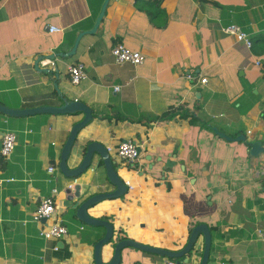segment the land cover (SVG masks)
Returning <instances> with one entry per match:
<instances>
[{
	"label": "crops",
	"instance_id": "0c3cea01",
	"mask_svg": "<svg viewBox=\"0 0 264 264\" xmlns=\"http://www.w3.org/2000/svg\"><path fill=\"white\" fill-rule=\"evenodd\" d=\"M104 2L0 0V103L20 109L61 105L64 97L88 105L93 119L77 135L70 168L87 141L102 142L112 157L120 141L137 140L135 166L114 163L132 190L88 209L111 217L114 240L179 250L195 219L216 228L208 264H264V151L248 156V142L260 140L264 148V72L253 64L264 56V0H109L96 31L80 38L73 55L60 56L93 27ZM233 22L253 40L250 49L222 32ZM52 26L61 30L50 32ZM116 43L138 50L143 61L117 64L110 53ZM44 58L54 68L42 66ZM77 60L87 78L72 85L67 70ZM82 118L0 113V147L1 132L16 136L9 159L0 156V264H95L93 245L104 228L66 214L74 189L67 193L71 178L59 170L64 140ZM213 127L246 140L229 141ZM93 164L78 176L80 201L113 190L104 167ZM50 195L68 233L45 240L40 230L48 222L37 224L31 214ZM201 246L199 238L194 248ZM112 248H103V261ZM123 255L120 264L164 261L132 248ZM186 257L200 262L195 251Z\"/></svg>",
	"mask_w": 264,
	"mask_h": 264
},
{
	"label": "water",
	"instance_id": "95a60500",
	"mask_svg": "<svg viewBox=\"0 0 264 264\" xmlns=\"http://www.w3.org/2000/svg\"><path fill=\"white\" fill-rule=\"evenodd\" d=\"M109 0H105L104 4L100 12L98 13L97 17L95 18L96 21L91 29L81 31L73 43L72 48L67 51L66 53H58L60 56H71L76 52V48L80 38L85 34H92L98 28L100 22L102 21V17L105 12L106 5L108 4ZM55 55H51L54 57ZM39 58L34 62L35 68L39 67L38 62ZM44 70V69H39ZM63 104L61 105H42L37 107H25V108H10L4 106L0 103V113L10 117H20V116H27L33 115L37 113H52V114H73L77 112L83 113V118L76 122L70 129L66 140H64V144L62 146L60 152V159H59V170L65 177H78L82 173L86 172L87 169L91 166L90 164L94 163L95 156L97 159L95 160L96 167L102 165L105 169L106 179L108 183L113 187L112 191H103L97 192L86 199L80 201V185H75L74 192L67 196L66 206L68 209L72 210L76 218L85 225L95 226V227H103L104 234L102 238H100L94 245H93V258L95 264H120L124 258L123 250L125 248H132L136 250H140L146 253H150L153 255H157L159 257H168L178 261H183L187 263L188 257H186L191 251L192 248L195 247L196 242L199 238H202V250L200 254V262L199 264H208L209 255L211 250V243H212V235H210V230L208 225L205 223H198L194 225L190 232L187 239L186 244L179 250H171L167 248H160L153 245H149L146 243H142L140 241H135L131 238L120 237L117 240H114V227L113 224L106 219L96 218L91 216L88 213V209L97 203L104 201V200H111L113 198H119L127 194L128 188L125 186L124 181L122 180L121 176L119 175L117 168L111 158L110 153L107 151L106 145L98 140L87 141V143L82 144L79 148L78 153L81 156V160L77 166L70 168L68 166V159L73 154V148L75 145V140L77 135L81 129H83L88 123L91 122L93 119L92 109L86 105L85 103L78 101V100H70L68 101L66 98H61ZM214 133L218 136L225 138L229 141L237 140V141H245L246 137L242 134L236 135L233 138L229 137L228 135L219 132L216 127L212 128ZM4 132H1V136H3ZM248 156L257 157L259 153L264 151L262 146V142L260 140L248 142ZM139 152L141 148L139 147ZM166 168L169 167L171 164L168 160L165 161ZM94 169V168H93ZM69 193V190H67ZM207 199L209 200L210 197L208 196ZM46 219H42V222H45ZM107 244H112V255L108 262L103 261L102 254L103 248ZM199 247V248H201Z\"/></svg>",
	"mask_w": 264,
	"mask_h": 264
},
{
	"label": "built area",
	"instance_id": "2783aa9c",
	"mask_svg": "<svg viewBox=\"0 0 264 264\" xmlns=\"http://www.w3.org/2000/svg\"><path fill=\"white\" fill-rule=\"evenodd\" d=\"M61 29L55 26L49 28L50 32L53 31H60ZM222 32L227 35H232L235 40L241 42L245 45L246 48L250 49L253 46V40H251L248 33H246L238 24L230 23V25L222 28ZM110 53L114 57V60L117 64L129 63L131 65L139 64L143 61V55L138 50H131L127 46L122 43L114 44L111 49ZM42 66H51L54 68L55 62L51 59L44 58L40 61ZM254 66L258 67L262 72H264V56H260L255 58L253 62ZM68 75L69 81L72 85H78L82 82V80L87 78L86 68L83 62L77 60L74 61L68 67ZM189 79L192 78L190 73L187 74ZM201 83H205L206 79H200ZM114 90H118L119 86H114ZM16 136L15 133L12 131L4 132L1 140V147H0V156L1 159H9L14 146H15ZM140 144L137 140H123L120 141L114 151V155H112L113 162H117L124 167H134L136 160L140 154L139 148ZM107 151L110 153V148H107ZM111 155V153H110ZM93 169V168H92ZM54 171L53 166L48 167V172L52 173ZM6 180H11L7 178ZM79 183L78 177H72L69 182L66 184L67 190L71 191L74 189L75 185ZM125 186L128 188L127 191L132 190V185L127 181L124 180ZM1 186V182H0ZM53 192H56V189L53 188ZM31 220L37 224L42 223V219H46L48 222L45 228L40 230V235L45 240L57 239L60 238L68 233V228L66 224H64V220L56 215V206L53 196H47L43 198L36 210L31 214ZM82 228V227H81ZM56 249V247H55ZM163 264H188L184 263L183 261H178L172 258L164 257Z\"/></svg>",
	"mask_w": 264,
	"mask_h": 264
},
{
	"label": "trees",
	"instance_id": "16d2710c",
	"mask_svg": "<svg viewBox=\"0 0 264 264\" xmlns=\"http://www.w3.org/2000/svg\"><path fill=\"white\" fill-rule=\"evenodd\" d=\"M263 54H264V50H263ZM161 117H163V115L160 116V118H161ZM115 166L117 167L116 164H115ZM72 213H73V211L70 210V211H68V213H66V214L71 215ZM100 218H102V219H106V220H109L111 217H110V216H101ZM192 222H193L192 225H196V223H197V221H195V219H194V221L192 220ZM81 223H82V222H81ZM82 224H83V223H82ZM197 224H198V223H197ZM84 225H85V224H84ZM191 228H192V227H190V229H189V231H188V234H189ZM208 228H209V230H210V235H211V233H213V231L216 229V228H214L213 225L208 226ZM193 251L197 252L198 255L201 254V251H200L199 249H197V248H196V249H195V248H192L191 251H189L188 255H191Z\"/></svg>",
	"mask_w": 264,
	"mask_h": 264
},
{
	"label": "rangeland",
	"instance_id": "374dc122",
	"mask_svg": "<svg viewBox=\"0 0 264 264\" xmlns=\"http://www.w3.org/2000/svg\"><path fill=\"white\" fill-rule=\"evenodd\" d=\"M83 174H85V172L82 173L80 177H82ZM129 177L133 180V177H134L133 173H132V174H129ZM207 187H208V186H207ZM208 188H209V187H208ZM128 194H134V193L131 192V193H128ZM125 196H127V195L125 194L124 196H121L120 198H123V197H125ZM125 236H126V235H125ZM134 250H136V249H134ZM138 250H139V249H138ZM138 250H136V251H138Z\"/></svg>",
	"mask_w": 264,
	"mask_h": 264
}]
</instances>
